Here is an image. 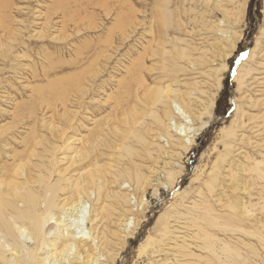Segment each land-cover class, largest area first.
I'll return each mask as SVG.
<instances>
[{"label": "rangeland", "instance_id": "obj_1", "mask_svg": "<svg viewBox=\"0 0 264 264\" xmlns=\"http://www.w3.org/2000/svg\"><path fill=\"white\" fill-rule=\"evenodd\" d=\"M129 1L133 9L123 14H134L133 25L123 36L113 25L112 12L105 17L99 9L90 10L94 20L87 18L77 35L70 26L67 33L59 32L61 15L53 14L55 0H0V14L11 17L9 31L14 35L0 25V165H9L15 156L32 169L31 164L41 160L50 165L55 180L59 173L63 181L101 168L108 180L103 199L113 220L121 219L122 204L105 196L130 195L122 172L138 166L151 183L144 193L136 190L138 197L145 196L148 213L143 210L141 220L135 217L145 221L113 264H264V0H255L253 29L247 19L250 0ZM218 3L227 9L228 32L238 38L229 56L225 48H214L216 37L209 30L214 20L222 19L212 7ZM4 4L10 8L5 10ZM182 49L186 58L178 55ZM243 52L249 53L247 58L235 63L233 58L239 60L237 53ZM167 86L192 92L205 111L201 121L207 124L187 155L178 160L173 156L183 169L169 191L162 190V184L164 162L170 160L161 155L150 161L136 138L141 134L150 141L158 131L148 114L154 108L139 97ZM219 97L222 117H216ZM156 108L160 109L153 112ZM230 128L234 137L228 139L224 132ZM129 147L133 152L127 154L123 150ZM235 204L244 205L246 217L235 218ZM164 212L169 216L166 225L183 238L180 244L194 257L172 253L173 235L161 236L162 222L157 223ZM107 219L95 230L99 239L102 232L107 237L113 230ZM197 227L208 233L206 241L196 236ZM50 230L51 225L46 231ZM227 243L235 253L222 251ZM139 247L145 249L139 253ZM102 248L111 253L105 243Z\"/></svg>", "mask_w": 264, "mask_h": 264}, {"label": "bare ground", "instance_id": "obj_2", "mask_svg": "<svg viewBox=\"0 0 264 264\" xmlns=\"http://www.w3.org/2000/svg\"><path fill=\"white\" fill-rule=\"evenodd\" d=\"M132 7L129 0H55L53 14L59 13L61 15V25L59 24L60 33L61 31L67 33V27L70 26L74 29L75 34L78 35L80 28L85 25L84 21L87 20V18H93L94 20V15L90 10L99 9L105 17L111 16L112 12V15L115 17L113 25H115L116 29L123 33L122 35L124 36L126 29L131 28L130 24L133 25L130 16L134 17V14L129 13V15H124L123 13L124 11L133 9ZM212 7L213 9H217L222 15V19L218 21L214 20L211 27H208L213 36L216 37L212 44L215 49L216 46L221 47V49L225 48L227 50L226 56H229L236 48L238 38L235 36V33L232 35L231 32H228L230 28L229 25L226 24V18L228 17L227 9L223 8L219 3L214 4ZM3 8L6 10L10 7L4 4ZM0 16L1 28L9 33L10 24L12 23V21H9L12 20L11 17L5 12L1 13ZM46 17H48L47 19L49 20V16L47 15ZM93 23L94 21L91 24ZM109 32H111V30ZM10 35L14 36L11 32ZM108 43L110 42L108 41ZM102 52H104V49ZM105 53L106 51L103 55H105ZM178 55L180 58H186V49L179 51ZM96 61L97 60H95V62ZM216 65L217 64L212 62V66ZM222 67L225 69L224 65H222ZM212 71L214 72L212 76L215 77L217 68ZM215 81L217 86H219V80L215 78ZM146 88L147 90L149 89L148 87ZM195 90L197 91L198 89L195 88ZM146 93V95L139 97L140 101L149 108L155 109L157 106L160 107L159 110L161 114L157 108L154 112V109L148 111L158 131L154 133L150 141L141 134L137 135L136 138L137 141L142 143L143 152L150 161L159 160L161 155L163 159L170 160L169 162H164L167 171L164 168L166 182L162 184V190L167 189L169 191V189H173L177 185L183 169L180 162L173 161V156H176L177 160L180 158L182 159L184 155H187L192 149L196 138L207 127V124L201 121L205 111L200 108L201 106L198 107L196 105V98L192 95V92L187 89H173L167 86L165 88L157 87L153 92L149 90ZM210 105H214L213 99L210 101ZM135 114L136 112L134 115ZM224 134L225 138L229 139L234 135V130L230 128L228 131H225ZM132 137L134 136L132 135ZM156 140L166 144L161 146L156 143ZM226 146L228 145L225 144V147ZM129 148L130 150L125 148L127 151H123L127 153L133 150V147ZM153 148L155 150L152 151ZM15 159L16 157L12 156L9 165H0V264H113L115 258L119 254V250H122L126 242L134 237V234H136L140 228L139 224L145 221H140L141 219L139 218L140 215H144L143 210H146L147 203L145 196L143 197V194H141V197H138L137 193L139 192L136 190L138 189L141 193H144L145 188L151 183L149 178L145 177L143 173L140 172L138 166H133L131 170H123L122 172L124 176V179L122 178V180H124L122 184L125 185L124 189L130 194L127 195L129 197L119 192L114 193L110 197L109 195L105 196L106 199H113L117 203H121L122 207L120 209L123 213L128 212L126 218V216L119 211L118 214H120L119 217H121V219L115 218L114 222L111 218L112 213L110 214L107 210L110 206H107L108 204H106L103 199V193L106 191V184H108L103 169L95 167L94 170L80 175L73 181H63L59 173L58 178L55 180L50 165L41 160L40 163L36 165L31 164L33 165L32 169H29L26 163L16 161ZM170 165L171 167H175L177 171L170 168ZM212 172L213 169L207 174L208 179H210ZM64 183L67 185H64ZM131 183L135 185L133 188L134 194H132V188L130 189L129 187ZM121 187H123V185ZM155 191L156 190H154V192ZM125 204L131 209L125 208L123 206ZM192 205L194 208L196 207L195 202L192 203ZM93 206L94 208L92 210ZM171 206L172 204L168 207L170 208ZM243 208V204H235V206H233L232 209L235 213V218L237 215H239V217L244 214L245 217L247 216L246 214L249 212H245V210L243 212ZM146 211L148 212V210ZM136 216H138L140 220L135 218ZM168 217V214L164 212L157 218V223L162 222L160 225L162 227V230L159 232L160 235L163 237L169 236L170 234L171 236L173 235L171 238L172 240H170V250L174 251H172V253H179L180 256L186 257L185 259H187V257H192V251L183 244H180L179 239L181 237H178V235L174 236L173 233L175 232L171 230V226L168 227V225H166L167 223L165 222H167L166 220ZM208 218L210 219V216H208ZM106 219L110 225L109 227L113 230L109 229L107 237L102 232V237L99 239L95 230L99 224ZM204 221L206 220L204 219ZM211 221V223H213L215 220L211 219ZM194 223L193 227H195ZM50 225L53 226V230L47 232L46 229ZM232 228L236 227L234 226ZM106 229L108 228L106 227ZM196 229L198 233H200L196 234L197 237L204 241L209 238L207 235L208 233L206 234L201 228L197 227ZM181 239L183 240V238ZM190 239L192 238L190 237ZM100 240L102 241L101 243L99 242ZM114 241H119L120 244H116ZM147 242H150V239H147ZM103 243L110 247L109 250L111 253H108L105 251V248H102ZM183 243H185V239ZM187 245L190 246V244ZM222 247V251L224 252L229 254L235 253L234 250L228 247V243ZM143 249H145V247H139L137 251L141 253ZM212 256L217 258L215 252ZM185 259H182L183 262L189 260Z\"/></svg>", "mask_w": 264, "mask_h": 264}, {"label": "trees", "instance_id": "obj_3", "mask_svg": "<svg viewBox=\"0 0 264 264\" xmlns=\"http://www.w3.org/2000/svg\"><path fill=\"white\" fill-rule=\"evenodd\" d=\"M254 3H255V0H250L249 7H248V13H247V19H248V23H249V28L250 29H253V27L250 24V18H251V14L253 12V8L255 7V4ZM223 94H221V97H222V99H224L223 101H225L226 100V97H225V94H224V96H223ZM221 97H219V99L217 101V105H216V117H222L225 114V111L221 112L222 109H223V106L220 107V104H219V101H221Z\"/></svg>", "mask_w": 264, "mask_h": 264}, {"label": "snow or ice", "instance_id": "obj_4", "mask_svg": "<svg viewBox=\"0 0 264 264\" xmlns=\"http://www.w3.org/2000/svg\"><path fill=\"white\" fill-rule=\"evenodd\" d=\"M237 55L239 56V60H235V58H233V60H234V62H235V63L239 64V63H240V61H242V60H244V59H246V58H247V56L249 55V53H248V52H243L242 54H240V53H237ZM229 72L231 73V75H232V76H233V78H234V76H235V73H234V72H232V71H231V69H229ZM229 107H231V105H229Z\"/></svg>", "mask_w": 264, "mask_h": 264}, {"label": "built area", "instance_id": "obj_5", "mask_svg": "<svg viewBox=\"0 0 264 264\" xmlns=\"http://www.w3.org/2000/svg\"><path fill=\"white\" fill-rule=\"evenodd\" d=\"M148 213V212H147Z\"/></svg>", "mask_w": 264, "mask_h": 264}]
</instances>
